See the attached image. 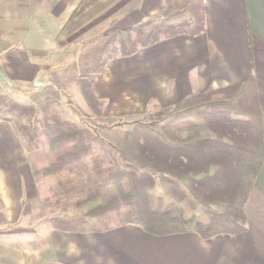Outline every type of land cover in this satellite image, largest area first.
Returning a JSON list of instances; mask_svg holds the SVG:
<instances>
[{
	"label": "trees",
	"instance_id": "obj_1",
	"mask_svg": "<svg viewBox=\"0 0 264 264\" xmlns=\"http://www.w3.org/2000/svg\"><path fill=\"white\" fill-rule=\"evenodd\" d=\"M203 28L201 0L179 8L162 0L157 15L82 44L76 84L94 119L75 114L52 84L26 97L0 85V122L10 124L27 153L43 149L45 162L31 165V173L45 188V224L81 231L131 223L153 235L192 231L202 238L246 228L245 202L264 163L250 87L191 93L158 110L121 117L103 116L92 91L111 59ZM7 46L0 42V52ZM70 209L78 215L70 216ZM89 219L103 224L82 228Z\"/></svg>",
	"mask_w": 264,
	"mask_h": 264
},
{
	"label": "crops",
	"instance_id": "obj_2",
	"mask_svg": "<svg viewBox=\"0 0 264 264\" xmlns=\"http://www.w3.org/2000/svg\"><path fill=\"white\" fill-rule=\"evenodd\" d=\"M201 1V32L111 59L92 91L112 115L124 116L191 93L246 85L260 115L264 151V0ZM161 7L162 0H0V42L8 45L0 67L11 91L52 84L87 112L76 84L81 45L157 15ZM37 193L28 153L10 124L0 122V264H264V163L245 202L246 228L234 235H153L131 223L81 231L42 225L17 234L2 229L31 212Z\"/></svg>",
	"mask_w": 264,
	"mask_h": 264
},
{
	"label": "rangeland",
	"instance_id": "obj_3",
	"mask_svg": "<svg viewBox=\"0 0 264 264\" xmlns=\"http://www.w3.org/2000/svg\"><path fill=\"white\" fill-rule=\"evenodd\" d=\"M0 85H2V82H0ZM7 86L10 87L9 85H7ZM28 87L29 86H27V88ZM10 89H11V87H10ZM32 89H34V88H31V90ZM12 92L17 94V95H19V96H21V97H26V95L29 93V92L26 93L25 87L23 89H20L18 87L14 89L12 87ZM61 100H62L63 103H66V104L70 101L72 103L71 104L72 111H74V113L77 114L78 116H80L81 118H83V119L93 118L94 119V116L90 112V110H88L87 112H84L82 109H80V107H78L75 104V101H74V99L72 97L66 98V97L62 96ZM177 102H175V103H177ZM175 103H173V104H175ZM169 105H171V104H169ZM166 106H168V105H166ZM101 108H102L103 116H107V117H121L119 115H116V116L112 115V111L111 112L109 111V109L107 108V106H106L104 101H102ZM160 108H163V107H160ZM160 108H158V109H160ZM158 109H152L151 106H149V108L146 109L145 111H149L150 112V111H155V110H158ZM141 113H143V112L134 113V114H141ZM124 116H126V115H124ZM21 143H22V146H23V148L25 150L24 143H23L22 140H21ZM42 150L43 149L40 148V149H37V151L35 150V151L31 152V153H28V162L30 163V165H33L34 167H39L45 162L44 158H43V155L41 154ZM36 187H37L38 193H37V196L34 197V200H33L34 203H32V201L30 200L31 201L30 202L31 203V205H30L31 206L30 207L31 212H29V214H27L26 216L22 215V217L20 218V220L16 224L11 225V226H6V227H4L2 229H7V230L9 229V230H11L10 233L14 232L15 234H17V232L22 231V230H29L31 228H39V227H42V225H44V226L46 225L47 226V224H45V221H44L45 220L46 211H45V208L42 205V199L44 197L45 188H43V187L39 188V186L37 184H36ZM68 214L70 216H72V215L73 216L74 215L77 216L78 215L75 211H73L71 209L68 211ZM101 224H103V221H99L97 219H89L87 222L83 223L81 226H83L82 228L89 229V228H91V226H95V225L96 226H101ZM7 233H9V232H7ZM19 236H20L21 239L23 238L21 240V243H24L25 242L24 239H26L25 236H27V234H23L22 233V235H19ZM7 237H10V236H7ZM17 238H18V235L15 236L16 240H17Z\"/></svg>",
	"mask_w": 264,
	"mask_h": 264
},
{
	"label": "water",
	"instance_id": "obj_4",
	"mask_svg": "<svg viewBox=\"0 0 264 264\" xmlns=\"http://www.w3.org/2000/svg\"><path fill=\"white\" fill-rule=\"evenodd\" d=\"M0 79H2L5 84H7L9 86H12L11 83H10V81L6 78V76L2 72L1 67H0Z\"/></svg>",
	"mask_w": 264,
	"mask_h": 264
}]
</instances>
